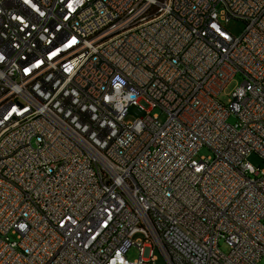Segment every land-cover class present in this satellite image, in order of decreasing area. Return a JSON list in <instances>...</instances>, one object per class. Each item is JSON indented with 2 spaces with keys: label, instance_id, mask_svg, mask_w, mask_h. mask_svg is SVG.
<instances>
[{
  "label": "built area",
  "instance_id": "2783aa9c",
  "mask_svg": "<svg viewBox=\"0 0 264 264\" xmlns=\"http://www.w3.org/2000/svg\"><path fill=\"white\" fill-rule=\"evenodd\" d=\"M252 154L264 0H0V264H261Z\"/></svg>",
  "mask_w": 264,
  "mask_h": 264
},
{
  "label": "rangeland",
  "instance_id": "374dc122",
  "mask_svg": "<svg viewBox=\"0 0 264 264\" xmlns=\"http://www.w3.org/2000/svg\"><path fill=\"white\" fill-rule=\"evenodd\" d=\"M224 29L233 37L237 38L239 37L244 30V23L240 22V21H235L232 20L229 23H227L224 26ZM242 83V78L240 75L235 76L233 82L226 88V90L220 94V96L218 97L219 101L223 104H226L227 100H228V95L233 91V89L237 86L240 85ZM153 114H156L159 116V120L161 122H163L165 120V115L162 114L158 109L154 110L152 112ZM134 120L133 116H128L126 118V122H132ZM234 118L230 117L228 119V123L229 124H233ZM198 158H206V157H210L211 156V152L206 148V147H202L201 149H199L198 153H197ZM247 162L253 167V168H258L260 170L264 169V161L262 159H260L257 155L252 154L247 158ZM139 236H136L134 240L138 239ZM219 249L222 253L226 254L228 253V247L226 246V244L221 241L219 243ZM154 255L157 258L156 264H165L163 257L160 255V253L155 250ZM126 257L129 261H134L138 258V250L136 249V247H131L127 253H126ZM261 264H264V257L261 260Z\"/></svg>",
  "mask_w": 264,
  "mask_h": 264
},
{
  "label": "bare ground",
  "instance_id": "6f19581e",
  "mask_svg": "<svg viewBox=\"0 0 264 264\" xmlns=\"http://www.w3.org/2000/svg\"><path fill=\"white\" fill-rule=\"evenodd\" d=\"M108 160L120 161V153H108Z\"/></svg>",
  "mask_w": 264,
  "mask_h": 264
}]
</instances>
